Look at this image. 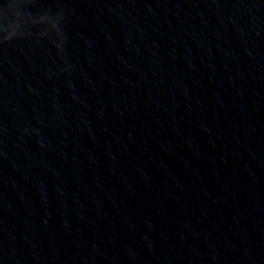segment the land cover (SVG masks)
<instances>
[{
    "label": "water",
    "instance_id": "95a60500",
    "mask_svg": "<svg viewBox=\"0 0 264 264\" xmlns=\"http://www.w3.org/2000/svg\"><path fill=\"white\" fill-rule=\"evenodd\" d=\"M0 264H264V0H0Z\"/></svg>",
    "mask_w": 264,
    "mask_h": 264
}]
</instances>
